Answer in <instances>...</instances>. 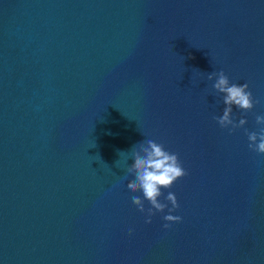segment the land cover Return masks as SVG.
Returning <instances> with one entry per match:
<instances>
[{
  "label": "water",
  "instance_id": "obj_1",
  "mask_svg": "<svg viewBox=\"0 0 264 264\" xmlns=\"http://www.w3.org/2000/svg\"><path fill=\"white\" fill-rule=\"evenodd\" d=\"M219 71L259 101L243 128ZM257 115L264 0H0V264H264ZM147 139L188 172L169 229L127 188Z\"/></svg>",
  "mask_w": 264,
  "mask_h": 264
},
{
  "label": "clouds",
  "instance_id": "obj_2",
  "mask_svg": "<svg viewBox=\"0 0 264 264\" xmlns=\"http://www.w3.org/2000/svg\"><path fill=\"white\" fill-rule=\"evenodd\" d=\"M207 79L215 80L213 88L217 93L224 94L223 103L226 106L223 109V115L215 117L219 125L225 129L230 128L232 131L243 128L248 121L240 119L239 123H236L233 120V106L248 112L259 103L249 90V85L231 83L224 71L209 73ZM256 123L261 127L259 131L247 132L248 147L258 154H264V115H257ZM133 160L134 163L127 167L126 172L135 179L127 184V188L132 193H143V198L133 195L132 201L141 212L147 214L146 223H152V216L157 211L163 213L165 209L169 212L164 216V220L168 222L163 225L165 229L171 228L174 223L182 222L181 216L171 214L180 208L175 193L169 191L166 196V200L172 205L171 208L160 200V197L164 195L163 189L172 188L178 180L188 175L179 155L166 150L164 144L147 139L139 143V150L133 152ZM145 200L150 203L151 207H145ZM133 232L134 229H129V235Z\"/></svg>",
  "mask_w": 264,
  "mask_h": 264
}]
</instances>
